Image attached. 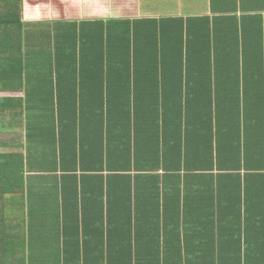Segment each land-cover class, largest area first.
I'll return each instance as SVG.
<instances>
[{
    "label": "trees",
    "instance_id": "trees-1",
    "mask_svg": "<svg viewBox=\"0 0 264 264\" xmlns=\"http://www.w3.org/2000/svg\"><path fill=\"white\" fill-rule=\"evenodd\" d=\"M21 3L6 0L7 17L19 20ZM211 5L220 13L211 19L153 21L157 35L144 30L139 45L131 46L129 28L115 41L110 32L118 26L101 29L104 100L102 80L94 101L83 88L84 39L73 45L83 49L77 58L67 56L61 38L56 69L75 72L72 85L58 84L54 96L41 84L31 109L21 98H0L10 122L20 125L29 112L27 140L33 146V131L41 148L34 156L30 147L26 155H2L0 200L24 195L25 172L60 170L63 197L76 201L90 188L96 201L99 181L105 211L100 204L99 213L80 218L76 210L71 218L74 264L92 262L85 248L93 233L82 230L97 215L106 219L99 233L105 264H264V0ZM8 48L0 83L9 88L34 59L25 57L21 40ZM36 55L42 68L45 49ZM134 214L152 219L137 244Z\"/></svg>",
    "mask_w": 264,
    "mask_h": 264
},
{
    "label": "crops",
    "instance_id": "crops-1",
    "mask_svg": "<svg viewBox=\"0 0 264 264\" xmlns=\"http://www.w3.org/2000/svg\"><path fill=\"white\" fill-rule=\"evenodd\" d=\"M220 1L222 5H225L224 7L230 8L232 0ZM5 2L6 0H0V15L6 14L0 16V68L3 69L8 64V44H17L19 40L22 43L23 54H26L25 57L28 60L34 59V63L31 67L23 70L22 84L17 82L15 87L8 88L0 83V98H21L24 108L28 109L35 105V99H38L35 96L36 90L41 88V84L47 88H54V96L57 94L58 84L59 86L65 84L66 88L72 85L75 72L68 67L64 70L57 71L56 69L54 44L60 43V38L62 42L65 40L67 46L70 47L69 50H66L67 56L73 54L77 58L83 54V49L80 46L75 48L73 45L84 39L86 44L83 59H86L87 67L82 70L85 77L83 88L92 93L94 101L95 91L99 92L102 80V99L104 100L105 68L103 64L100 69L101 44L104 46V42H100L101 29L106 32L107 25L108 27L110 25L118 26L117 29L112 28L110 32V35L115 36L112 37V40L115 41L119 30V32L126 31L127 33L129 28L130 44L133 46L141 44L142 36L147 35L144 30L157 35L155 28L158 25L153 21L169 19L173 22V19L189 17L211 19L215 14H220L218 11L212 12L211 0H22L19 20H17L16 14L11 18L7 17L9 9ZM26 10H29L28 12L33 15H26ZM249 12L254 11L250 10ZM237 15L239 16V14ZM19 22L22 24L21 36H19ZM172 22L170 24L175 25V22ZM229 26L230 24H227V27ZM42 48L45 49L46 55L42 68H38L36 66L42 63V58L38 57L36 52ZM103 50L105 52L104 47ZM31 51L34 53L33 55L30 54ZM137 52L139 53V51ZM68 61L70 60L66 58L65 64ZM47 66L48 68H44ZM3 73L0 72V77L3 76ZM13 74L14 76L18 75ZM59 75H64L65 80L59 79ZM42 78L45 80L41 82ZM97 98L99 105V94ZM70 100L71 98L67 99L66 103ZM26 116L30 118L28 111L23 114L22 123L19 125L15 121L10 122L9 115L0 113V163L3 160V154L26 155L30 147L29 151L34 156L37 151L41 150L35 143L37 134H34L33 131L30 133L31 137L34 136L33 146L32 142L27 140V130L33 126V123L29 119L26 122ZM55 150H57V146L51 152H55ZM52 172L43 169L25 172L24 195L17 194L8 200H0V264H74L72 254L75 247L72 244V232L69 233V230H73L71 218L75 211L77 210L80 218L83 214L84 217H87L94 212L99 213L100 204H102V211H105L104 196L102 203L99 199V181H96V201L91 188L85 196L84 193H81L80 197H84L76 201L68 198L69 194L63 197L64 184L60 177L61 171ZM105 173L103 171L101 174L105 175ZM79 174L78 171L77 175ZM71 184V181H66L65 186L68 187ZM90 198L93 200L89 201ZM75 203H77V207H75ZM134 215L137 217L136 222H140V224L134 225L132 230V242L137 244V238L147 233L148 222L152 219H143L137 214ZM85 221H88L89 224L87 228L83 225L82 231L88 229L93 233L85 248L87 252L93 254L92 262L89 264H105V241L102 238L101 252L99 237L100 230L102 228L105 230V215L102 220L100 215H97L96 218L92 216ZM133 221L135 220L133 219ZM154 231L150 230V233ZM94 234L97 239L94 238ZM145 240H147V236ZM144 244H139V247L141 248ZM136 250L137 246L132 251ZM124 251L128 250L124 249Z\"/></svg>",
    "mask_w": 264,
    "mask_h": 264
},
{
    "label": "rangeland",
    "instance_id": "rangeland-1",
    "mask_svg": "<svg viewBox=\"0 0 264 264\" xmlns=\"http://www.w3.org/2000/svg\"><path fill=\"white\" fill-rule=\"evenodd\" d=\"M28 11H29V10H26V12H25L26 15H28V16H29V15H33L32 12H31L32 14H30Z\"/></svg>",
    "mask_w": 264,
    "mask_h": 264
}]
</instances>
